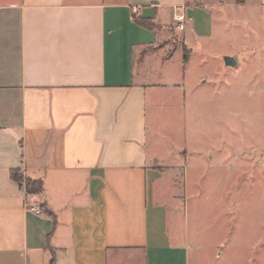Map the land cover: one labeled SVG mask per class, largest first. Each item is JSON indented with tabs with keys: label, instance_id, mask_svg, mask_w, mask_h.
I'll list each match as a JSON object with an SVG mask.
<instances>
[{
	"label": "crops",
	"instance_id": "0c3cea01",
	"mask_svg": "<svg viewBox=\"0 0 264 264\" xmlns=\"http://www.w3.org/2000/svg\"><path fill=\"white\" fill-rule=\"evenodd\" d=\"M188 2L0 0V264H191L149 130L171 80L147 63L178 16L185 46L213 37L210 11Z\"/></svg>",
	"mask_w": 264,
	"mask_h": 264
},
{
	"label": "rangeland",
	"instance_id": "374dc122",
	"mask_svg": "<svg viewBox=\"0 0 264 264\" xmlns=\"http://www.w3.org/2000/svg\"><path fill=\"white\" fill-rule=\"evenodd\" d=\"M188 1L210 11L213 37L187 47L175 22L156 55L180 61H147L171 80L149 130L164 143L172 229L188 234L191 264H264V0Z\"/></svg>",
	"mask_w": 264,
	"mask_h": 264
},
{
	"label": "trees",
	"instance_id": "16d2710c",
	"mask_svg": "<svg viewBox=\"0 0 264 264\" xmlns=\"http://www.w3.org/2000/svg\"><path fill=\"white\" fill-rule=\"evenodd\" d=\"M134 20L141 26H144L146 28L154 30L156 26L153 22L141 18H134ZM13 178L18 181L21 185H25L26 192L29 195H41L43 193V185L41 181H32L29 179H24L22 176H20L18 173L12 174ZM43 210H45V206L41 207V211L43 213ZM55 260L54 257L51 259L50 264H54Z\"/></svg>",
	"mask_w": 264,
	"mask_h": 264
},
{
	"label": "built area",
	"instance_id": "2783aa9c",
	"mask_svg": "<svg viewBox=\"0 0 264 264\" xmlns=\"http://www.w3.org/2000/svg\"><path fill=\"white\" fill-rule=\"evenodd\" d=\"M176 22L178 23V27H179V29H183V24H182V21H183V17L182 16H178V17H176ZM33 211L36 213V214H38V215H40V214H42V211H41V209H39V208H34L33 209Z\"/></svg>",
	"mask_w": 264,
	"mask_h": 264
},
{
	"label": "water",
	"instance_id": "95a60500",
	"mask_svg": "<svg viewBox=\"0 0 264 264\" xmlns=\"http://www.w3.org/2000/svg\"><path fill=\"white\" fill-rule=\"evenodd\" d=\"M226 64L227 66L235 67L237 65V62L233 58L229 57L226 58Z\"/></svg>",
	"mask_w": 264,
	"mask_h": 264
}]
</instances>
